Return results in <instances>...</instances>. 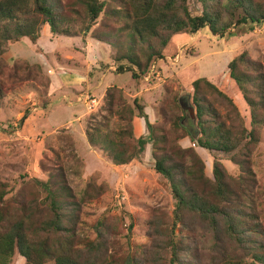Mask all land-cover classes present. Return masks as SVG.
Wrapping results in <instances>:
<instances>
[{
  "label": "trees",
  "instance_id": "trees-1",
  "mask_svg": "<svg viewBox=\"0 0 264 264\" xmlns=\"http://www.w3.org/2000/svg\"><path fill=\"white\" fill-rule=\"evenodd\" d=\"M198 2L201 12L194 15L189 0H0V64L18 41L27 38L36 44L48 24L53 34H90L111 45L115 71L131 72L140 84L167 55L177 34L208 26L214 35L228 37L264 23V0ZM16 62L17 74L42 70L26 58ZM227 68L249 108V122L226 89L199 77L187 96L166 86L152 120L142 96L131 102L122 87L112 85L102 110L117 118L118 128L107 130L100 124L87 129L90 142L102 145L116 165L138 159L151 143L154 169L167 179L176 202L172 214L156 207L147 216L149 246L111 250L107 221L94 226L95 238L82 234L88 225L85 209L107 191V184L91 179L78 197L59 154L56 160L44 155L39 165L46 179L23 181L14 191L0 177V264H12L16 254L24 257V264H264L254 167L264 129V62L244 50ZM184 105L194 107L195 117ZM136 117L145 120L149 141L136 135ZM185 137L192 145H182ZM198 148L228 154L238 174L214 157L208 175L207 159ZM132 231L130 222L129 240Z\"/></svg>",
  "mask_w": 264,
  "mask_h": 264
},
{
  "label": "rangeland",
  "instance_id": "rangeland-1",
  "mask_svg": "<svg viewBox=\"0 0 264 264\" xmlns=\"http://www.w3.org/2000/svg\"><path fill=\"white\" fill-rule=\"evenodd\" d=\"M189 1L192 13L200 14L198 0ZM87 40L91 44L88 48L85 47ZM28 43V48L24 49L34 51L33 57L40 63L26 59L31 64H40L41 71L34 68L31 73L17 74L16 61L25 57L17 56V50L11 47L13 53L9 54L8 50L0 64V82L5 90V96L0 97V177L9 180L14 191L23 181L44 180L47 174L40 168V160L44 155L56 160L54 156L59 154L68 182L78 197L91 179L107 184V191L86 207L84 219L88 225H84L81 233L95 238L94 226L107 221L110 224L106 233L110 249L115 247L127 252L133 244L150 245L145 222L151 210L163 207L172 214L176 201L167 179L155 171L151 147L147 144L138 159L116 165L102 145L90 142L88 127L101 124L111 130L119 125L116 117L106 115L102 110L103 88L122 87L131 102L143 91L145 111L154 114L155 107L165 97L166 86L177 88L182 96H187L194 79L207 77L226 89L249 122V108L236 83L229 77L227 65L244 50L264 62V23L228 37L214 35L208 26L196 33L177 34L164 59L154 64L160 79L144 78L147 83L140 84L132 79L131 72L117 73L110 69L113 65L116 69L112 46L90 34L57 35L46 24L38 42ZM88 61L100 65L92 68ZM76 71L84 76L79 82L58 84L60 72L71 81ZM99 82L100 90L94 87ZM149 136L148 133V141ZM201 152L207 159L208 175L212 176L214 157L220 158L233 175L238 174L239 170L228 159V154L211 153L206 149ZM254 162L259 179L255 206L264 224V129ZM130 222L133 231L129 240ZM24 261V257L16 254L12 264H24Z\"/></svg>",
  "mask_w": 264,
  "mask_h": 264
},
{
  "label": "crops",
  "instance_id": "crops-1",
  "mask_svg": "<svg viewBox=\"0 0 264 264\" xmlns=\"http://www.w3.org/2000/svg\"><path fill=\"white\" fill-rule=\"evenodd\" d=\"M40 39V38H39ZM25 40H27V38H24L23 40H21V41H18L17 43H15V44H13L12 46H11V48H13L15 51L17 50V52H16V54H18L17 56H21V57H25V58H27V59H29L30 61H32V62H38L39 60H37L35 57H33V55L35 54V52L34 51H30V49H24V48H28L27 46H29L28 44V42H29V40H27L28 42H26ZM31 43V42H30ZM85 44H86V46L85 47H87L88 48V46H91V44L89 43V40H87L86 42H85ZM24 50H23V49ZM18 52H20V54L18 53ZM13 53V50L11 49H9V54H12ZM95 57H97V56H95ZM98 58V57H97ZM89 59V58H88ZM33 60H35V61H33ZM38 63H40V62H38ZM90 63H89V61H88V65H89ZM96 65H98V66H96ZM99 63H97V62H95L94 63V61L93 62H91V64H90V66L92 67V68H96V67H99ZM110 69H114L115 70V66L113 65V66H110ZM98 71V70H97ZM113 71V70H112ZM60 75H61V77H60V79H59V81H60V83H58L59 85H62V86H64V85H71V83H74V82H76V81H78L79 82V80H81V78H83L84 76L82 75V73H78L77 71L75 72V75H73L74 76V78H71L72 80L71 81H69V77H64V74L62 73V72H60ZM101 86V84H100V82L98 83V84H95V86L94 87H97V88H99ZM110 86H107V87H105V88H103L104 89V91H103V93H102V97H104V95H105V93H106V90L109 88ZM100 88H102V87H100ZM100 88L98 89V90H100ZM143 94V91H140L139 92V95L141 96ZM149 117H151V120L152 119H155L156 118V113H151V114H149ZM134 124H135V131H136V135L138 136V137H140V136H142V137H144V139H146L147 138V136H148V130H147V128H146V125H145V120L143 119V118H140V117H136L135 118V121H134ZM181 143H182V145L183 146H190V145H192V141H191V139L189 138V137H185L184 139H182L181 140ZM147 146H149V147H151V144L150 143H147ZM198 149H201V148H198ZM149 150H150V148H149ZM200 151H202V149L200 150ZM150 153H151V150H150ZM202 153V152H201ZM203 154V153H202ZM204 155V154H203ZM205 156V155H204Z\"/></svg>",
  "mask_w": 264,
  "mask_h": 264
},
{
  "label": "built area",
  "instance_id": "built-area-1",
  "mask_svg": "<svg viewBox=\"0 0 264 264\" xmlns=\"http://www.w3.org/2000/svg\"><path fill=\"white\" fill-rule=\"evenodd\" d=\"M159 74L158 73H155V68H154V66L152 67V69H151V71H150V73L145 77V79H151L152 77H154V78H156L157 77V79H160L159 78Z\"/></svg>",
  "mask_w": 264,
  "mask_h": 264
},
{
  "label": "water",
  "instance_id": "water-1",
  "mask_svg": "<svg viewBox=\"0 0 264 264\" xmlns=\"http://www.w3.org/2000/svg\"><path fill=\"white\" fill-rule=\"evenodd\" d=\"M184 107H186L190 111L192 117H195V110H194V107L193 106H191V105H184Z\"/></svg>",
  "mask_w": 264,
  "mask_h": 264
}]
</instances>
